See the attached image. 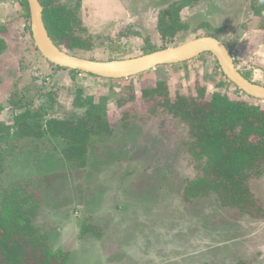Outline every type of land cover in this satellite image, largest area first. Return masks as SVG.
<instances>
[{
  "label": "rangeland",
  "instance_id": "1",
  "mask_svg": "<svg viewBox=\"0 0 264 264\" xmlns=\"http://www.w3.org/2000/svg\"><path fill=\"white\" fill-rule=\"evenodd\" d=\"M56 1L78 15L82 36L92 42L78 57L112 62L215 36L235 67L264 86V0H199L182 10L187 30L171 42L161 39L157 19L180 0ZM25 14L17 0L0 1L7 46L0 55V121L12 124L23 106L40 122L75 119L87 109L74 107L80 96L105 108L112 134L91 138L84 168L63 158L59 139L10 140L0 147V196L20 188L39 197L34 226L52 250L69 253L67 264H264V220L223 208L214 194L183 200L187 181L200 175L187 151L188 128L164 110L162 96L142 97L158 83L172 99L193 95L196 85L213 92L214 57L205 53L119 81L74 74L41 56ZM227 94L250 101L231 86ZM258 101L250 102L264 107ZM249 184L264 205V176ZM83 225L99 229L100 237L83 234Z\"/></svg>",
  "mask_w": 264,
  "mask_h": 264
},
{
  "label": "trees",
  "instance_id": "2",
  "mask_svg": "<svg viewBox=\"0 0 264 264\" xmlns=\"http://www.w3.org/2000/svg\"><path fill=\"white\" fill-rule=\"evenodd\" d=\"M17 1L26 10L25 29L31 35L27 2ZM38 1L43 7L45 29L58 49L74 56L91 49L92 42L82 36L85 29L81 27L76 13L56 0ZM198 1L180 0L160 12L157 31L163 41L171 42L178 33L187 30L180 14ZM165 48L164 45L158 50ZM6 49L5 41L0 38V55ZM154 51L157 50H143V55ZM214 65L218 78L213 83L215 90L211 93L203 86L196 85L193 95H176L172 99L164 91L165 84L158 83L153 90H143L142 97L162 96L160 105L164 110L184 122L188 128L190 141L187 151L200 175L187 181L182 193L183 200L214 194L223 208L237 210L253 220H264V205L252 193L249 184L251 180L264 176V107L251 103L253 98L248 96L250 101L231 99L227 94L228 87H236L224 77L215 59ZM69 71L80 74L75 70ZM73 105L78 109H87L75 119L49 118L42 122L38 120V113L23 106L21 111L13 112L12 124L0 121V147L10 140L59 139L64 142L63 158L84 168L91 138L111 136L112 128L107 121L105 108L95 104L92 99L82 100L77 96ZM3 111L4 107L0 105V116ZM4 162V152L0 149V175L4 172ZM39 209L40 199L33 192L13 188L2 193L0 264H67L69 253L52 250L47 238L38 234L34 221ZM82 233L95 237L101 235L99 229L91 225H83Z\"/></svg>",
  "mask_w": 264,
  "mask_h": 264
},
{
  "label": "water",
  "instance_id": "3",
  "mask_svg": "<svg viewBox=\"0 0 264 264\" xmlns=\"http://www.w3.org/2000/svg\"><path fill=\"white\" fill-rule=\"evenodd\" d=\"M30 32L36 49L50 64L108 80H121L148 72L160 66L191 61L209 53L217 61L224 77L250 98L264 101V86L247 80L235 67L226 46L212 36H199L177 46L157 50L135 58L112 62L91 61L65 53L50 39L43 23V7L38 0H26Z\"/></svg>",
  "mask_w": 264,
  "mask_h": 264
},
{
  "label": "crops",
  "instance_id": "4",
  "mask_svg": "<svg viewBox=\"0 0 264 264\" xmlns=\"http://www.w3.org/2000/svg\"><path fill=\"white\" fill-rule=\"evenodd\" d=\"M237 263H239V262H236L235 264H237Z\"/></svg>",
  "mask_w": 264,
  "mask_h": 264
}]
</instances>
